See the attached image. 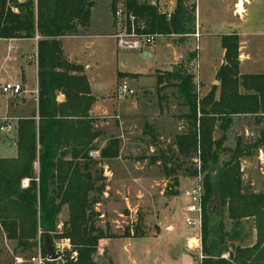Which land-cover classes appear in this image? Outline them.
<instances>
[{
  "label": "trees",
  "instance_id": "16d2710c",
  "mask_svg": "<svg viewBox=\"0 0 264 264\" xmlns=\"http://www.w3.org/2000/svg\"><path fill=\"white\" fill-rule=\"evenodd\" d=\"M153 1L158 2L112 0L111 9L114 15L121 5L143 26L144 34H189L195 6L177 0L168 20ZM93 7V0H10L9 5L0 0V39L39 38L37 109L31 118L17 121V157H0V229L17 258L33 256L38 249L48 256L44 247L48 235L52 243L55 237L70 240L77 256L67 255L64 264H97L100 242L111 238L98 226L95 209L105 192L101 160L92 156L103 136L96 128L99 118L91 114L96 98L84 67L71 63L62 49V39L88 32ZM221 44L225 55L216 75L219 88L213 87L205 97H199L195 77L185 66L165 75L176 81V96L187 112L178 118L184 131L166 151L158 150L155 161L167 178L175 177L176 187L180 175L191 180L204 175L201 264H264V193H255L244 183L242 170V162L264 148V75L240 74L236 34L223 36ZM164 79L156 78L161 109L169 100L162 93ZM236 117H251L261 129L253 140L239 136L228 150L224 144ZM119 152V139L111 138L101 159H117ZM222 154L229 158L220 162ZM213 204L232 222L231 234L225 232L224 217L214 216ZM64 207L68 218L58 233L57 217ZM244 220L255 227L253 244L247 242L252 234L238 232ZM143 237L136 228L132 238Z\"/></svg>",
  "mask_w": 264,
  "mask_h": 264
},
{
  "label": "rangeland",
  "instance_id": "374dc122",
  "mask_svg": "<svg viewBox=\"0 0 264 264\" xmlns=\"http://www.w3.org/2000/svg\"><path fill=\"white\" fill-rule=\"evenodd\" d=\"M95 1L98 5L93 13V25L96 27V23L104 16L105 29L96 32L104 35L64 41L66 54L73 61L87 68L93 94L98 98L95 110L98 113L107 112L113 115L98 119L96 128L103 132V136L97 141L96 150L92 153L93 158L97 161L101 160L100 168L105 178V192L100 198V203L95 206L99 214L97 224L103 230H107L108 236L111 237L100 242L95 262L97 264H201L202 249L194 248V246L197 244L195 239H201L202 233L196 228L190 227L189 229L185 223L187 214L182 215L181 213V209L188 204L183 192L194 185L197 177L191 180L180 175L178 178L179 182H182L181 188L180 184L176 187L173 181L175 177L167 178L164 167L155 161L158 157V150L166 151L173 145L175 137L184 131L179 129L183 123H175L172 120L175 126L171 124L167 126L170 128H166L157 123L151 126V121H134V117L129 118L130 120L125 118V121L123 117L114 115L116 111L121 114L132 111L136 107L134 101H139L138 105L142 107L150 101L147 99H153L152 104L155 105L156 98L149 91L154 88L157 94V83L155 87L154 77L165 78L164 84L161 85L162 93L170 99L173 97L168 113L177 119L187 112L186 108L180 106V100L176 96L177 91L174 87L176 81H169L165 75L183 65L193 74L195 83L197 67L196 64L192 65L188 62L189 50L192 51L194 48V39L189 38L188 35L194 32V21L188 23L190 31L187 35L158 37L154 47L143 49V51H151L156 48L157 53H153L150 58H143L139 52H120L117 49L114 36L122 31V22H117L112 10L110 15H106L105 6L108 0ZM205 1L208 3V0H198V6L200 4L203 9ZM153 2L157 4L155 5L157 8L159 7L158 10L167 11L169 2L176 4L177 0ZM185 2L189 8L194 6L192 1L185 0ZM218 8L220 13L217 15L218 20L215 21L218 25L217 31H225L223 30L222 8L220 6ZM252 9L263 14L264 4L259 7L254 6ZM225 17L232 19V14ZM234 21L240 23L238 18ZM255 26H257L256 23H253L254 28ZM259 31L258 28L254 29L246 38L250 52L254 53V59L243 64L242 71L245 73H264V37H261L264 34ZM15 42L17 43L12 45L14 52L10 51L11 45L0 42V84L23 83L27 95H22L13 102L12 96L0 94V119L7 118L8 121H11L9 118L13 117L17 109L14 103L22 104L23 98L30 97L36 87L35 66L33 64L25 66L26 56L33 51V43L29 40ZM167 44L170 47L167 48ZM19 46L23 50L24 58L17 54L16 47ZM212 47L213 51L204 55L199 62V71L204 78L211 74L212 67L221 57L220 49L215 45ZM10 54L11 59L9 60L7 57ZM172 57L173 60H171ZM21 69L24 74L20 72ZM151 72L150 75L134 80L140 77L134 73L149 74ZM123 83H127L134 90V96L120 98L119 89ZM214 87L219 88V82ZM237 120L240 129L236 125L239 130L231 133L230 137L227 135V141L224 144L228 150L234 148L239 134L249 141L255 139L261 129L255 127L251 117ZM247 123H251L254 127L250 133H244L243 130ZM12 124L15 126L14 130L6 136H0L1 157L16 155L13 141L17 136V122H12ZM216 137L218 138L219 135ZM111 138H117L120 141L119 157L102 160L101 150L106 147ZM262 152L243 161L242 170L244 183L248 185L247 182H256L260 186L258 189L264 192V148ZM228 158L229 155L222 154L220 162ZM198 177H201L203 183L204 175L200 174ZM25 182L28 183V181ZM175 192H178L177 196L173 195ZM212 208L214 216L225 217V211H222L218 204L211 205V210ZM64 217L63 212L57 217L58 233L63 231ZM158 220H160L161 234H152L157 230ZM169 224L175 227L174 233L165 231ZM136 228L142 232L144 238H132ZM186 230H189L191 234H186ZM129 236L130 238H127ZM63 240L56 237L53 239L55 254L59 259L52 264H64L66 256L72 253V248L71 250L62 248ZM189 245L193 248L189 249ZM31 257L32 255L29 254L23 258L24 264H30L28 260ZM15 258L14 245L5 239L0 229V264H16Z\"/></svg>",
  "mask_w": 264,
  "mask_h": 264
},
{
  "label": "crops",
  "instance_id": "0c3cea01",
  "mask_svg": "<svg viewBox=\"0 0 264 264\" xmlns=\"http://www.w3.org/2000/svg\"><path fill=\"white\" fill-rule=\"evenodd\" d=\"M189 1H192L194 3L196 11H195V21L193 24L194 32L192 34L188 35L189 38L194 39V42H193L194 48L192 51H191V49L189 50L190 54H189L188 58H190L192 56L193 59H191V64L192 65L196 64V67H197L195 83L197 84L198 94H199L200 98L205 97L212 90L214 85L216 84V75H217L219 68L223 64L224 55H225V51L222 48V44H221V38L223 36L236 34L239 37V41H240V57H239V60H240V74L241 75H264V73H245L242 71L243 64L246 62H251L254 59V53L250 52V49L247 46L248 42H247L246 38H247L248 34L256 28H258V30H260L259 32L264 34V13L261 14L259 11L256 12V9H254V10L252 9V7H254V6L259 7V5L264 4V0H220V1L217 0L216 2L214 0H208V3H206V1H205V5H204L203 9H202L200 4L198 6V0H189ZM93 2H94V7L92 9L91 22H90V27H89L88 32L85 35L72 36V37H67V38L62 39V49H63L64 55L71 63L78 64L77 62L73 61V59H71V57H69L66 54V52L64 50V41L65 40L72 39V38L87 39V38H91L93 36L104 35L102 33L101 34L96 33L98 30H104L105 29V24L103 23L104 16H103V18H101L99 20L98 23H96V27L93 25V13L96 10V7H97L96 5H98L95 0H93ZM111 3H112V0H108L106 2V6H105L106 15H110V13H111V10H112L111 9ZM172 3H174V2H172ZM253 3H254V6H253ZM219 6L222 8V13L224 16V21H223L224 22V28H223V30H225V31H217L218 25L215 23V21L218 20L217 15L220 13V11L218 10ZM240 7H242L243 12H240ZM237 9L239 10L238 11L239 14L236 13ZM230 14H232L233 20L225 17V16H228ZM237 18L239 19L240 23H236V21H234V19L236 20ZM104 22L106 23V21H104ZM253 23H256V25H257V26H255L256 28L253 27ZM111 26H112V24H111ZM261 37H264V35H261ZM18 40H29L33 43L32 53L30 55L26 54L27 56H26L25 66H31L32 64L35 66L36 87H35V90L33 91V93L31 94L30 97H28V98L24 97L23 98L22 104L14 103L17 105V109L15 110L13 117L9 118V119H11L12 122H17L21 119L31 118L37 109V103H38L37 102V99H38L37 46H38V40L39 39H37V37L33 38V39H13V40L0 39V42L7 43L9 46L11 45L10 51L14 52L15 49L12 45L17 43L15 41H18ZM212 45H215L216 48L220 49L221 57H220V60L212 67L213 70H212L211 74L208 77L204 78L201 76V72L199 71V62L201 61V58L204 55H207L209 52L213 51ZM168 46L170 47V45L167 44V48H168ZM16 49H18L17 54L20 55V57L24 58L23 50L20 48V46L16 47ZM263 51H264V46H263ZM153 53H155V54L157 53L156 48L154 50H151V51L150 50L143 51L142 53H139V54H141V56L143 58H150ZM7 58L10 60L11 54ZM171 60H173V57ZM79 65H81V64H79ZM169 65H171L170 62H169ZM81 66H83V65H81ZM84 70H85V75L87 76L88 81L90 83L88 73H87V68L84 67ZM20 72L22 74H24V71L22 69ZM134 74L140 76V77L134 79V80H138L139 78H141L143 76H147V75L152 74V72L149 74H144V73H134ZM154 78H155L154 80H155V87H156V77H154ZM12 83H14V82H12ZM20 84H22L23 89H24V93L21 94L20 96L27 95V91L25 89L24 84L23 83H20ZM1 86L2 85L0 84V87ZM90 87H91V83H90ZM91 91H92V87H91ZM149 91L152 92L154 98H156V104L155 105L152 104L153 99H147L146 97L143 96V98H146L147 100H150V101L148 103H146L145 105H142V107L138 105L139 101H134V104L136 105V107H134V109H133L134 112H133V110L132 111L130 110V112H127L126 114H121V113L116 111L114 115H118V117H123L124 120H125V118L130 120L129 118L134 117V121H142V122H150L151 121L152 122V124H150L151 126L154 123H157L159 126L166 127V128H170L167 126H170L171 124L173 126H175L173 121L175 123H180V122L182 123V121H179L178 118L175 119L171 116L172 114L168 113V111H170V105H171V101H172L173 97L171 99L169 98L167 104L163 103V109H161L159 98H158V95L155 93L154 88L152 90H149ZM0 94H2V93L0 92ZM92 94H93V91H92ZM20 96L12 97L11 99H13V102H15L16 98H19ZM216 96H217V98H219V90L217 91ZM95 98H96V103L92 108L91 114L94 117H98V118H101L104 116L105 117L113 116V115L108 114L107 112L98 113L95 110L96 109L95 106L98 102V98L96 96H95ZM61 99L62 98H60V100ZM238 118H246V117H236L234 119L233 126H232L231 130L229 131L230 134H227V135H229V137L231 136V133L240 129V127L237 124V123H239L237 120ZM146 125H147V123H146ZM236 125L239 127V129L237 128ZM253 128L254 127H253V125H251V123H247L243 127L244 133L245 132L250 133V130ZM179 129H181V131L184 130L183 126H181ZM239 136L241 137L240 134H239ZM1 142L2 141H0V143ZM13 145L16 149V155H9V156H5V157L0 156V157L4 158V159L16 158L17 157V148L15 145V140L13 141ZM36 170L38 171V165L36 166ZM243 177H244V175H243ZM247 183L251 187L253 192L264 193L258 189V187H260V186L256 182H252V183L247 182ZM179 184H180V188H181L182 182H179ZM27 185H28V183L25 182L24 186L26 187ZM184 209L185 208L181 209L182 215L186 214L184 212ZM211 211H214L213 208ZM62 212L65 215L64 221H66L68 218L67 207H64L62 209ZM223 222H224L225 232L231 234L233 231V225H232V222L227 219L226 214H225V217L223 218ZM159 224H160V220H158V222L156 224V226H157L156 232H153L152 234H159V235L161 234V227ZM189 229H190V227H189ZM165 231L169 232V233H174L175 227L173 225L169 224L166 226ZM186 231H187L186 234H191L189 230H186ZM238 232L240 234H252L251 239L249 241H247L249 244H253V242L256 239V230H255V227L253 226L252 222L247 224L246 220H244L241 227H239ZM196 234H199V233H196ZM187 238L188 237H186V239Z\"/></svg>",
  "mask_w": 264,
  "mask_h": 264
},
{
  "label": "built area",
  "instance_id": "2783aa9c",
  "mask_svg": "<svg viewBox=\"0 0 264 264\" xmlns=\"http://www.w3.org/2000/svg\"><path fill=\"white\" fill-rule=\"evenodd\" d=\"M8 1V5L10 0ZM18 2H24L25 0H17ZM160 4V3H159ZM153 5H157L154 3ZM159 8V7H158ZM175 3L169 2L168 10L161 11L162 14L166 16L169 20L174 12ZM14 11V9H12ZM238 9L236 13H238ZM239 14V13H238ZM115 19L122 22V31H120L117 35L114 36L117 42V49L120 52H128L135 51L142 53L144 48H152L156 45L157 38L160 35L152 34H144L143 26H140L137 22V19L132 15H127L120 5L118 6L116 12L114 13ZM198 38V37H197ZM37 39H39L37 37ZM0 92L4 95L18 97L24 93V89L22 84L20 83H6L0 87ZM120 98L132 97L135 95L134 90H132L127 83H123L119 89ZM15 126L12 124V121H8L7 119H0V136H6L10 132L14 130ZM263 150V149H262ZM260 150V153H263ZM183 196L187 199L188 204L184 209V212L187 214L185 219V223L188 227L196 228L201 232L202 224H203V197H204V187L202 183L201 177H197L194 180V185L191 188L186 189L183 192ZM197 244L194 248H201V239H195ZM62 248H66L71 250V242L69 239H64L62 242ZM192 246H189V249H192ZM76 253H71V259L76 258ZM203 254H200V259L202 260ZM59 259V258H58ZM16 264H24L25 260L23 258H15ZM55 261H50L48 256H43L41 249H38V252L34 254L31 258H29L28 262L30 264H52Z\"/></svg>",
  "mask_w": 264,
  "mask_h": 264
},
{
  "label": "water",
  "instance_id": "95a60500",
  "mask_svg": "<svg viewBox=\"0 0 264 264\" xmlns=\"http://www.w3.org/2000/svg\"><path fill=\"white\" fill-rule=\"evenodd\" d=\"M216 83L218 84L217 81ZM44 247L47 250L48 259L50 261H55L58 259V256L55 254L54 245L52 241L50 240V238L48 237V235L44 236Z\"/></svg>",
  "mask_w": 264,
  "mask_h": 264
},
{
  "label": "bare ground",
  "instance_id": "6f19581e",
  "mask_svg": "<svg viewBox=\"0 0 264 264\" xmlns=\"http://www.w3.org/2000/svg\"><path fill=\"white\" fill-rule=\"evenodd\" d=\"M240 12H243L242 7H240ZM195 245V244H194Z\"/></svg>",
  "mask_w": 264,
  "mask_h": 264
}]
</instances>
